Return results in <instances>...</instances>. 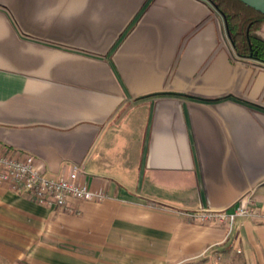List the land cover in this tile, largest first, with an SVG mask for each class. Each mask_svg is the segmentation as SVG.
Returning <instances> with one entry per match:
<instances>
[{"label":"crops","instance_id":"1","mask_svg":"<svg viewBox=\"0 0 264 264\" xmlns=\"http://www.w3.org/2000/svg\"><path fill=\"white\" fill-rule=\"evenodd\" d=\"M208 0H0V149L107 197L0 184L13 264H264V63ZM253 209L232 227L182 211Z\"/></svg>","mask_w":264,"mask_h":264},{"label":"built area","instance_id":"2","mask_svg":"<svg viewBox=\"0 0 264 264\" xmlns=\"http://www.w3.org/2000/svg\"><path fill=\"white\" fill-rule=\"evenodd\" d=\"M80 168L73 165L68 174L52 178L46 174L37 156L23 151L0 149V184L11 188L49 208L72 210L75 200L102 201L107 197L100 189H92L78 179ZM195 222L232 227L237 216L252 215L247 203L235 202L231 208L218 210L205 207L182 211Z\"/></svg>","mask_w":264,"mask_h":264},{"label":"trees","instance_id":"3","mask_svg":"<svg viewBox=\"0 0 264 264\" xmlns=\"http://www.w3.org/2000/svg\"><path fill=\"white\" fill-rule=\"evenodd\" d=\"M225 18L235 53L264 62V12L242 0H208Z\"/></svg>","mask_w":264,"mask_h":264},{"label":"water","instance_id":"4","mask_svg":"<svg viewBox=\"0 0 264 264\" xmlns=\"http://www.w3.org/2000/svg\"><path fill=\"white\" fill-rule=\"evenodd\" d=\"M243 2L249 4L250 6L264 12V0H242ZM210 2V1H209ZM211 3V2H210ZM219 12V11H218ZM220 13V12H219ZM221 14V13H220ZM222 18H223V22H224V28H225V31H226V35L227 37L230 39V36H229V33H228V30H227V25L225 23V18L224 16L221 14Z\"/></svg>","mask_w":264,"mask_h":264},{"label":"rangeland","instance_id":"5","mask_svg":"<svg viewBox=\"0 0 264 264\" xmlns=\"http://www.w3.org/2000/svg\"><path fill=\"white\" fill-rule=\"evenodd\" d=\"M213 7H214V6H213ZM217 12H218V11H217ZM217 15H218V19L220 20V22L223 23V36L229 40V38H228L227 35H226L225 28H224L223 18H222L221 14H220L219 12L217 13ZM263 29H264V26H263L262 30H263ZM229 42H230V41H229ZM230 44H231V42H230ZM231 46H232V45H231ZM233 51H234V50H233ZM234 53H235V51H234ZM235 55H237V54L235 53ZM253 59H254V58H253ZM255 60H257V59H255ZM258 61H259V60H258ZM259 62H262V61H259ZM262 63H264V62H262ZM0 264H13V263L8 262V261L3 260V259L0 258Z\"/></svg>","mask_w":264,"mask_h":264}]
</instances>
